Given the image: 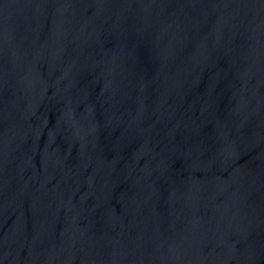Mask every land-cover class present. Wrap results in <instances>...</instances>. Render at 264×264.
<instances>
[{
    "label": "water",
    "instance_id": "1",
    "mask_svg": "<svg viewBox=\"0 0 264 264\" xmlns=\"http://www.w3.org/2000/svg\"><path fill=\"white\" fill-rule=\"evenodd\" d=\"M0 264H264V0H0Z\"/></svg>",
    "mask_w": 264,
    "mask_h": 264
}]
</instances>
